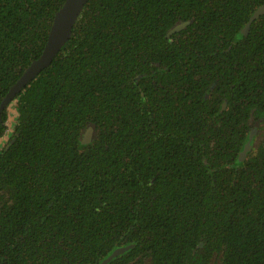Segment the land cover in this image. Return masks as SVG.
<instances>
[{"label":"trees","instance_id":"obj_1","mask_svg":"<svg viewBox=\"0 0 264 264\" xmlns=\"http://www.w3.org/2000/svg\"><path fill=\"white\" fill-rule=\"evenodd\" d=\"M64 2L0 0V105ZM263 5L89 0L0 113V264H264Z\"/></svg>","mask_w":264,"mask_h":264},{"label":"water","instance_id":"obj_2","mask_svg":"<svg viewBox=\"0 0 264 264\" xmlns=\"http://www.w3.org/2000/svg\"><path fill=\"white\" fill-rule=\"evenodd\" d=\"M88 1L89 0H65L62 7L54 16L48 39L41 55L26 68L20 78L10 87L8 93L6 94L0 105V113L8 104H10L14 100V98L20 92H22L26 88V86L33 79L36 78V76H38L45 68H47L53 62L57 54L71 39L74 24L80 17ZM262 14H264V5L254 12L253 16L251 17L247 25L244 27L243 32L248 33L250 30L251 23L255 19L259 18ZM187 24L188 23L186 22L177 24L172 30H170L169 34L181 30ZM92 133L93 128H88V130L85 132L82 142H89L92 138ZM253 135L254 132L250 135L249 140L245 144L240 154L241 161L246 157L248 151L252 148ZM129 248L130 246L115 248L107 257H105L101 261L100 264H109L114 258L126 252Z\"/></svg>","mask_w":264,"mask_h":264},{"label":"rangeland","instance_id":"obj_3","mask_svg":"<svg viewBox=\"0 0 264 264\" xmlns=\"http://www.w3.org/2000/svg\"><path fill=\"white\" fill-rule=\"evenodd\" d=\"M13 106H15V103H14V102H13V104L10 105V113H12V110H11V109H13ZM11 116H13V114H12ZM14 119H15V117L13 116V117L10 118V121L8 122V124H9V131H8L7 134H11L12 131H13V127H14V124H15V123H14ZM7 134H6V135H7ZM6 138H7V136H5L4 140H3V138L0 139V142H1V143H4L5 140H6ZM2 141H3V142H2Z\"/></svg>","mask_w":264,"mask_h":264}]
</instances>
